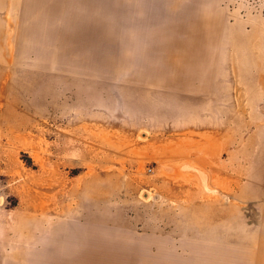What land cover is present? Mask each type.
I'll return each instance as SVG.
<instances>
[{
    "label": "rangeland",
    "instance_id": "374dc122",
    "mask_svg": "<svg viewBox=\"0 0 264 264\" xmlns=\"http://www.w3.org/2000/svg\"><path fill=\"white\" fill-rule=\"evenodd\" d=\"M0 264H264V0H0Z\"/></svg>",
    "mask_w": 264,
    "mask_h": 264
},
{
    "label": "crops",
    "instance_id": "0c3cea01",
    "mask_svg": "<svg viewBox=\"0 0 264 264\" xmlns=\"http://www.w3.org/2000/svg\"><path fill=\"white\" fill-rule=\"evenodd\" d=\"M194 46H188V48H185L184 50H179L178 47H169V46H165L166 48L164 49L162 55H164V62L168 65H170L173 68L170 69H164V70H157V71H151V73H149L148 75L146 74H139L136 75L134 74L133 77H155V78H189V77H205V76H210V75H215L214 72L212 71H206L205 69L201 68H197V69H189L190 65L193 63H198L200 59L203 58L202 56V49H199V46L195 47V45L198 44H193ZM179 63H186L188 66L187 69H181L180 67L177 66H173V65H177ZM64 75L63 77H75L76 74H78V72L76 70H65L63 71ZM98 72V71H97ZM107 71H100V73H98L99 75H92L91 72H87V73H82L81 77H97V78H107L108 75L106 73ZM158 84L162 85H166V86H170L172 87V83L169 84V82L167 80L165 81H160L157 80L156 81ZM68 85H70V83H67Z\"/></svg>",
    "mask_w": 264,
    "mask_h": 264
}]
</instances>
